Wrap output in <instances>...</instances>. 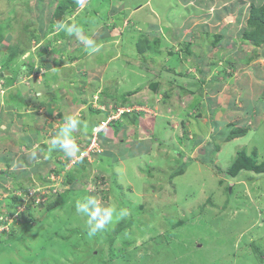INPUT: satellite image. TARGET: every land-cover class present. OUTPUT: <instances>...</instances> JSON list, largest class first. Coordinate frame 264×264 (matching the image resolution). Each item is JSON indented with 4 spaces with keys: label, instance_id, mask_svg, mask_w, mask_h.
I'll return each mask as SVG.
<instances>
[{
    "label": "rangeland",
    "instance_id": "374dc122",
    "mask_svg": "<svg viewBox=\"0 0 264 264\" xmlns=\"http://www.w3.org/2000/svg\"><path fill=\"white\" fill-rule=\"evenodd\" d=\"M253 9L264 0H0V264H264ZM69 115L71 158L51 147ZM86 196L128 215L89 236Z\"/></svg>",
    "mask_w": 264,
    "mask_h": 264
},
{
    "label": "clouds",
    "instance_id": "9594fccd",
    "mask_svg": "<svg viewBox=\"0 0 264 264\" xmlns=\"http://www.w3.org/2000/svg\"><path fill=\"white\" fill-rule=\"evenodd\" d=\"M81 2V0H78ZM61 29L66 32L68 36H75L80 42L86 46L89 55H93L100 51V47L96 42L84 36L80 27L76 24H61ZM82 121L74 116H66L65 124L62 126L58 134L51 139L52 149H59L65 156L71 158L79 152L78 145L72 138V133L78 127L82 126ZM202 153V152H201ZM87 156V155H86ZM75 210L78 214L87 218V234L89 236H96L103 231L105 226L112 223L116 216L123 218L128 215L126 209H122L119 213L113 207L103 206L97 197L86 196L75 203Z\"/></svg>",
    "mask_w": 264,
    "mask_h": 264
},
{
    "label": "trees",
    "instance_id": "16d2710c",
    "mask_svg": "<svg viewBox=\"0 0 264 264\" xmlns=\"http://www.w3.org/2000/svg\"><path fill=\"white\" fill-rule=\"evenodd\" d=\"M262 21H264V16L258 11V13H256V10L255 9H253L252 11H251V16H250V19H249V22L251 23V24H257L258 22H262ZM136 118L137 117H134V118H132V120L131 121H133L134 123L135 122H137V120H136ZM114 127V128H113ZM112 128L114 129V132L116 133L117 131H118V127H119V124L117 123V122H115V124H114V126H113ZM113 132V133H114ZM102 134H104L102 131H100L99 132V136H102L103 137V135ZM234 137H237V136H234ZM119 145H120V147H121V149H118V153H119V156L121 155V156H123V157H125L126 156V154H128L127 152H129L130 150H131V148H130V145L129 146H127V141L125 142V140H124V138H122V139H119ZM81 149H82V151H84V147H80ZM80 150V149H79ZM177 151V150H176ZM180 151V150H179ZM178 151V152H179ZM205 151H206V153L204 154L205 156H203V157H206L207 155H210V152H208L207 151V149H206V147H205ZM94 152H96V151H94ZM94 152H92V153H94ZM96 153H98V152H96ZM108 155H110L109 153H107ZM203 155V154H202ZM120 156V157H121ZM86 156H83V157H81V159H79V161L78 162H80L79 164H82L83 162H85V167L87 168L88 167V161H87V157L85 158ZM184 157V156H183ZM115 159H116V157H114ZM185 158H187V156L185 155ZM187 159H189V158H187ZM251 169V168H250ZM255 170H258V169H255ZM180 171H182V167L181 168H179L178 170H177V172H180ZM229 174V173H228ZM235 174V173H234ZM234 174H232V173H230L229 174V176H231V177H234ZM62 200H64V198L62 199ZM55 203L54 202H52V203H50V204H48L47 205V207L49 208V209H51V206L52 205H54ZM53 208V207H52ZM122 225L121 224H119L116 228H114V230H112L113 231V233H118L121 229H122ZM113 233H111V235H113ZM108 238H109V236H108ZM256 249V248H255ZM256 250H259L260 251V249H256ZM255 250V251H256ZM261 253L260 254H262V251H260ZM258 254H259V252H257Z\"/></svg>",
    "mask_w": 264,
    "mask_h": 264
},
{
    "label": "built area",
    "instance_id": "2783aa9c",
    "mask_svg": "<svg viewBox=\"0 0 264 264\" xmlns=\"http://www.w3.org/2000/svg\"><path fill=\"white\" fill-rule=\"evenodd\" d=\"M105 125V123H103V125L102 126H104ZM89 152H90V149L89 148H86V149H84V151H82L81 153H82V155L81 156H84V154L86 153V155H88L89 154Z\"/></svg>",
    "mask_w": 264,
    "mask_h": 264
},
{
    "label": "crops",
    "instance_id": "0c3cea01",
    "mask_svg": "<svg viewBox=\"0 0 264 264\" xmlns=\"http://www.w3.org/2000/svg\"><path fill=\"white\" fill-rule=\"evenodd\" d=\"M139 6H141V5H139ZM186 5H184V7H185ZM119 148L118 149H121V147H120V145L118 146Z\"/></svg>",
    "mask_w": 264,
    "mask_h": 264
},
{
    "label": "water",
    "instance_id": "95a60500",
    "mask_svg": "<svg viewBox=\"0 0 264 264\" xmlns=\"http://www.w3.org/2000/svg\"><path fill=\"white\" fill-rule=\"evenodd\" d=\"M228 19H229V17H228ZM202 152L204 153V149H202Z\"/></svg>",
    "mask_w": 264,
    "mask_h": 264
}]
</instances>
